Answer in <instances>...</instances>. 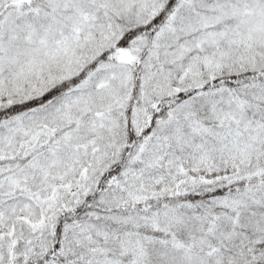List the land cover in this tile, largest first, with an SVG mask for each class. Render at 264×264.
Returning <instances> with one entry per match:
<instances>
[{"label":"snow or ice","instance_id":"6c2138e0","mask_svg":"<svg viewBox=\"0 0 264 264\" xmlns=\"http://www.w3.org/2000/svg\"><path fill=\"white\" fill-rule=\"evenodd\" d=\"M0 264H264V0H0Z\"/></svg>","mask_w":264,"mask_h":264}]
</instances>
